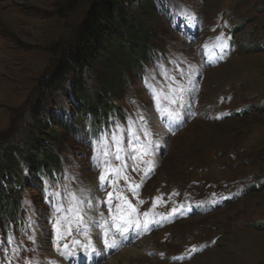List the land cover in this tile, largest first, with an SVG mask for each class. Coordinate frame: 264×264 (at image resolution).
<instances>
[{
	"label": "rangeland",
	"instance_id": "obj_1",
	"mask_svg": "<svg viewBox=\"0 0 264 264\" xmlns=\"http://www.w3.org/2000/svg\"><path fill=\"white\" fill-rule=\"evenodd\" d=\"M96 1L0 0V159L11 144L27 154L16 172L22 208L0 218V264H58L57 247L80 255L96 229L110 244L127 218L155 222L142 230L157 248L131 264H264V0H152L160 16L141 15L155 30L152 60L129 75L115 109L97 122L81 113L73 78L58 90L41 83L83 48ZM100 67L94 61L81 73L91 99L103 89ZM47 125L57 142L45 136ZM35 137L57 163L33 168ZM5 174L0 167L3 185ZM154 208L169 215L166 224L156 223ZM57 220L66 233L58 245ZM90 220L110 222L97 228Z\"/></svg>",
	"mask_w": 264,
	"mask_h": 264
},
{
	"label": "trees",
	"instance_id": "obj_2",
	"mask_svg": "<svg viewBox=\"0 0 264 264\" xmlns=\"http://www.w3.org/2000/svg\"><path fill=\"white\" fill-rule=\"evenodd\" d=\"M129 1H132V4ZM142 11L151 18L156 17L157 14L160 16L152 0L93 2L81 37L83 48L77 47L50 77L44 78L41 81L43 87L62 89L67 80L73 78L74 92L82 102L81 113L85 116L86 112H92L96 122L107 110L112 107L115 109V99L119 96L121 86L127 82L129 75L139 76L146 62L152 60L155 53L153 44L155 30L143 20ZM94 61H100L104 66L97 70V80L103 89L91 99L85 94V83L82 82L81 73L91 67ZM45 133L47 139L57 142L59 135L53 127ZM35 139L39 141V150L34 160L32 159L33 168L51 162L57 163L53 150L46 145L43 146L42 141L37 137ZM20 155L27 157L19 146L11 144L3 149L0 159L1 176L6 173L9 183L7 185L0 183V218L5 217L8 212L19 213L22 208L20 189L23 178L16 173L20 165ZM8 162L14 169L10 170L11 167L6 165ZM11 172L13 176L10 175Z\"/></svg>",
	"mask_w": 264,
	"mask_h": 264
},
{
	"label": "bare ground",
	"instance_id": "obj_3",
	"mask_svg": "<svg viewBox=\"0 0 264 264\" xmlns=\"http://www.w3.org/2000/svg\"><path fill=\"white\" fill-rule=\"evenodd\" d=\"M158 135V134H157ZM155 136V135H154ZM92 197V196H90ZM97 198V197H96ZM99 198V197H98ZM92 199V198H91ZM96 203V202H95ZM98 203V202H97ZM96 206V205H95ZM86 207V206H85ZM131 207V206H130ZM80 209V208H79ZM81 211V210H80ZM90 214L91 216H93L95 219H100L103 216L101 215V210H99L98 208H93L92 210H90ZM88 218V217H87ZM93 219V218H92ZM103 219V218H102ZM86 220V219H85ZM87 221V220H86ZM95 221H104V220H93V222ZM106 221V220H105ZM125 221V220H121ZM128 221V220H127ZM85 222V221H84ZM107 222V221H106ZM108 223V222H107ZM128 223H132L131 221H128ZM87 224V223H86ZM115 225V224H114ZM109 226V225H108ZM91 228V227H90ZM129 228V227H127ZM86 230V229H85ZM116 230V229H115ZM120 230V229H119ZM139 230H142L139 229ZM108 232V231H107ZM144 232H147V230H142V232H139V236L137 240H134L132 237V233H128V238H119L115 241L119 242V245H124L121 250H119V254L111 257V258H106V254L108 253V250L110 249V247H107L108 249H104L105 246L101 245L97 235L99 234V230L96 229L90 236H88L86 238V241L89 243L91 242L92 246H94L97 250H98V254L93 253L89 259V261L86 262V264H131V262L129 261V258L131 256L134 255V257H137L138 253L142 250V251H149L150 249H154V247L152 246L153 243L150 242V237L149 235H144ZM112 233V232H111ZM105 235V234H104ZM84 236V234L82 235ZM111 237V236H110ZM120 237V235H119ZM85 238V237H84ZM83 240V238H81ZM114 239V238H113ZM112 239V240H113ZM107 240V239H106ZM110 240V239H109ZM111 240V242H112ZM127 241H132L131 243H128ZM157 248V247H155ZM160 251V250H159ZM75 253L77 254L76 257L74 258L76 261V263L74 264H79L80 261L82 259H84L85 257L89 258L88 256L85 255V252L78 255L80 252L79 251H75ZM161 254V253H160ZM60 258L58 261V264H69L64 257H58ZM88 260V259H87ZM122 262V263H121ZM132 264H136V263H132ZM157 264V263H155Z\"/></svg>",
	"mask_w": 264,
	"mask_h": 264
},
{
	"label": "snow or ice",
	"instance_id": "obj_4",
	"mask_svg": "<svg viewBox=\"0 0 264 264\" xmlns=\"http://www.w3.org/2000/svg\"><path fill=\"white\" fill-rule=\"evenodd\" d=\"M178 91H184V90L183 89H178ZM190 103H191V101H189V104ZM171 115H172V118H173L174 121H180L181 120V116L178 113H172ZM103 179H104V177H101V180H103ZM100 187H101V189H103L104 185L101 184ZM59 211H60L59 208H56V207L53 208V213L54 214L55 213H58ZM28 223H29V226H31V224L33 223V221L31 220V218L29 219V222ZM59 224H60V222L58 220L53 224V227L56 230L57 235H56L55 239L52 241V243L53 244H57V245L59 244V241L62 240L63 237H64V235L66 234V233L60 232V230H59ZM101 226L102 225H101V223L99 221H95L92 224V227L99 228ZM127 231H128L127 228H124L123 229V232L121 233V235H122L123 238H126V236H124V233H126ZM137 234H139L138 231H137ZM28 238L30 240L33 239V237H31V236H29ZM14 242H15L14 233L9 232V234H8V243H14ZM2 243H3V237H0V244H2ZM77 243H79V241H74L73 242V247H75V245ZM104 244H105L106 247H111V248H116V247L119 246V242H117L115 240H113L109 244V242L105 239L104 240ZM81 248L85 252V255L89 257V259H90L91 255L93 253L98 254V250L94 246H92L91 242H89L88 245H81ZM57 251L59 252L60 256L64 257L66 260L67 259H73L77 255L75 252L68 250V246L67 245L64 246V249L63 250H61L59 247H57ZM30 264H32V262H30ZM35 264H40V262L37 261V262H35ZM50 264H55V262L52 261V262H50Z\"/></svg>",
	"mask_w": 264,
	"mask_h": 264
}]
</instances>
